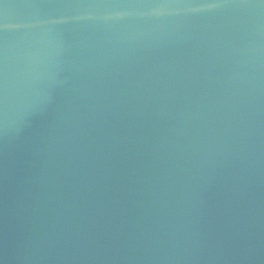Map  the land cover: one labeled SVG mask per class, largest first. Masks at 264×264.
I'll list each match as a JSON object with an SVG mask.
<instances>
[{"label": "water", "instance_id": "1", "mask_svg": "<svg viewBox=\"0 0 264 264\" xmlns=\"http://www.w3.org/2000/svg\"><path fill=\"white\" fill-rule=\"evenodd\" d=\"M0 264H264V0H0Z\"/></svg>", "mask_w": 264, "mask_h": 264}]
</instances>
